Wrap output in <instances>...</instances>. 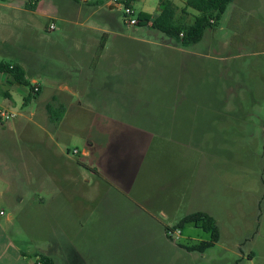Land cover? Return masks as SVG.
Instances as JSON below:
<instances>
[{
  "label": "rangeland",
  "instance_id": "1",
  "mask_svg": "<svg viewBox=\"0 0 264 264\" xmlns=\"http://www.w3.org/2000/svg\"><path fill=\"white\" fill-rule=\"evenodd\" d=\"M173 2L182 14L183 0ZM186 11L190 24L198 12ZM112 16L144 37L150 67L123 102L105 103L111 118L70 88L57 123L45 112L57 88L42 68L64 66L67 44L38 15L0 25V62L26 68L27 57L35 69L28 84L0 71V105L15 114L0 119V238L30 254L50 246L55 264H264V0H232L186 54L161 31L125 26L120 0ZM32 79L41 90L22 106ZM47 176L74 178L62 184L73 210L65 194L47 196L55 190L39 182ZM34 192L50 199L33 201ZM196 210L219 228L203 251L185 247L208 231L177 227Z\"/></svg>",
  "mask_w": 264,
  "mask_h": 264
},
{
  "label": "crops",
  "instance_id": "2",
  "mask_svg": "<svg viewBox=\"0 0 264 264\" xmlns=\"http://www.w3.org/2000/svg\"><path fill=\"white\" fill-rule=\"evenodd\" d=\"M134 1H131L130 7L134 9L135 13L144 11L157 14L164 1H170L174 6L175 18L184 20L182 14L189 13L186 9L183 11L180 8L182 14H177L173 0H158L157 4H152V0H143L141 4L143 8L140 10L135 9ZM116 5L117 3L113 0H26V3L2 0L0 3V25L17 26L20 22H24V18L38 15L46 18L44 30L51 35L50 37L56 42L63 41L67 44L66 50L63 51L64 66L54 64L51 67L42 68L46 81L54 82L51 83V86L57 88L50 94L45 105L48 102H55V104L61 103L67 106L69 90L72 88L75 96H81L94 103V110L102 114V118H111L104 115L106 113L105 103L108 101L123 102L124 98L122 100V97L126 95L129 86H136V81L143 76L145 68L150 67L152 60L147 58L150 53L147 52V48L138 44V42L143 43L146 40L138 33H126L114 21L112 10ZM14 9L18 11H14ZM50 22L54 24L53 29L48 28ZM122 23L128 26L123 19ZM127 41L130 42L129 46H127ZM170 48L183 54L191 53L189 49L184 46L180 47L174 41L170 44ZM15 63L22 67L27 79L35 72L30 58L26 57L25 59L26 68L18 60H15ZM63 80L65 81L62 82ZM32 83V86L38 85L39 91L41 90V84L35 79H32ZM66 83H70V85ZM2 93L10 96L6 89ZM77 102L78 107H81V100L78 99ZM0 107L2 106L0 105ZM2 108L8 109L7 107ZM156 125V122L153 121L150 128L153 129L152 127ZM83 151L85 150H82L84 155ZM73 179V177L58 179L47 176L39 182L47 185L53 184L50 187L55 190L50 191L47 196L52 198L57 193L65 194L63 198L67 200L66 204L70 205L73 210L74 193L69 189L66 191L62 186L65 180H69L71 183L74 181ZM31 195H33L31 197L33 201L45 204L47 196L44 197L35 192ZM50 198L47 197V199ZM33 203L36 202H31V204ZM0 231L4 234L5 229L0 226ZM50 245L52 244L50 243ZM50 249V246L48 249L40 246L33 249L30 254L21 247L19 242L0 238V264H33L38 253L49 255Z\"/></svg>",
  "mask_w": 264,
  "mask_h": 264
},
{
  "label": "trees",
  "instance_id": "3",
  "mask_svg": "<svg viewBox=\"0 0 264 264\" xmlns=\"http://www.w3.org/2000/svg\"><path fill=\"white\" fill-rule=\"evenodd\" d=\"M124 5L130 6L133 0H120ZM232 0H185L182 10L186 7H191L197 10V14L194 15L192 23L187 24L181 18H175V8L170 1H164L157 14H151L144 11H138L135 13L138 26L146 25L152 29L161 31L175 43L180 46H188L199 41L208 28H213L220 19L222 13L225 11L227 5ZM11 65V67H10ZM0 71H8L11 73L13 81L20 84H28L29 81L25 76V71L17 63H3L0 62ZM30 91L23 97L22 106H26L31 99L38 93ZM46 112L48 114L49 121L57 123L62 114L65 111V106L61 103L53 104L51 102L45 105ZM192 222L195 226L208 231L210 236L207 240H200L196 243H190L185 248L187 250H199L203 251L206 247L214 244L219 239V228L216 224L215 218L202 210H196L185 214L177 223V227L180 228L184 223ZM54 264L52 257L45 253H38L33 264Z\"/></svg>",
  "mask_w": 264,
  "mask_h": 264
},
{
  "label": "built area",
  "instance_id": "4",
  "mask_svg": "<svg viewBox=\"0 0 264 264\" xmlns=\"http://www.w3.org/2000/svg\"><path fill=\"white\" fill-rule=\"evenodd\" d=\"M113 2L118 3L119 0H113ZM123 13H124V23L128 24V25H136L137 24V18L135 16V11L132 7L124 5L123 4ZM48 28L49 29H53L54 28V24L52 22H50L48 24ZM11 67V65H10ZM38 90V85H34L32 86V92L35 93ZM15 114L12 111H9L6 108H2L0 107V119H9L11 117H13ZM73 152H77L76 149L72 150Z\"/></svg>",
  "mask_w": 264,
  "mask_h": 264
}]
</instances>
